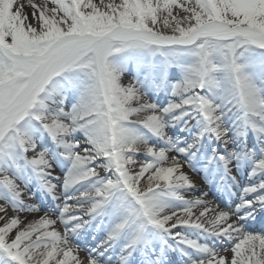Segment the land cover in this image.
<instances>
[{
  "label": "snow or ice",
  "instance_id": "obj_1",
  "mask_svg": "<svg viewBox=\"0 0 264 264\" xmlns=\"http://www.w3.org/2000/svg\"><path fill=\"white\" fill-rule=\"evenodd\" d=\"M82 250L264 264V0H0V264Z\"/></svg>",
  "mask_w": 264,
  "mask_h": 264
},
{
  "label": "bare ground",
  "instance_id": "obj_2",
  "mask_svg": "<svg viewBox=\"0 0 264 264\" xmlns=\"http://www.w3.org/2000/svg\"><path fill=\"white\" fill-rule=\"evenodd\" d=\"M21 3H27V0H20ZM37 2H39V0H37ZM25 11H30L29 8H25ZM194 179L197 181L198 184H202V179L201 177L199 176H194ZM260 225L258 224L257 228H259ZM80 257L82 258L83 261H85V264H86V260H87V252L82 250L80 253H79Z\"/></svg>",
  "mask_w": 264,
  "mask_h": 264
}]
</instances>
